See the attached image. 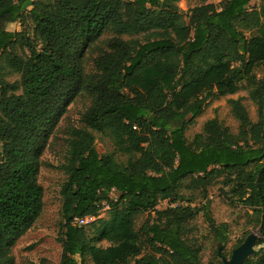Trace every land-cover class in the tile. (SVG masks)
Segmentation results:
<instances>
[{"label":"trees","instance_id":"obj_1","mask_svg":"<svg viewBox=\"0 0 264 264\" xmlns=\"http://www.w3.org/2000/svg\"><path fill=\"white\" fill-rule=\"evenodd\" d=\"M181 1L0 0V264H15L13 247L43 213L41 157L83 93L92 103L61 166L60 264H202L200 214L218 244L229 239L209 200L218 182L264 237V0L205 3L188 15ZM14 23L21 31L8 30ZM243 85L257 121L230 99L239 132L214 118L189 140L210 102ZM94 132L115 151L100 154ZM86 217L95 220L76 223ZM244 264H264V247Z\"/></svg>","mask_w":264,"mask_h":264},{"label":"rangeland","instance_id":"obj_2","mask_svg":"<svg viewBox=\"0 0 264 264\" xmlns=\"http://www.w3.org/2000/svg\"><path fill=\"white\" fill-rule=\"evenodd\" d=\"M223 0H182L179 4L185 15L190 11L205 3L220 5ZM260 0H252L251 8L258 7ZM21 24L14 23L8 26L12 32L21 31ZM106 37H109L107 35ZM133 36H124V39H133ZM100 49H103V43L94 48L89 53L86 60V70L88 73L94 71L93 59L98 56ZM257 76L264 79L262 68L257 70ZM19 77L14 75L9 78L13 82ZM230 99H242L247 108L252 121H257V107L250 99L249 90L243 85L241 90L233 95L226 96L210 102L202 116L197 119V123L187 132V137L192 140L193 137L203 131L207 121L214 118L231 129L235 134L239 132L240 123L235 118ZM92 99L87 94H81L68 108V112L63 116L61 122L51 137L48 146L41 157V169L39 182L44 189V208L43 213L37 223L16 243L12 250V256L15 264H60L62 257V244L59 241L61 227V207L62 186L66 181V175L61 170V166L66 162L68 151V140L73 128H82L83 114L91 106ZM96 136V148L100 154L115 151L109 138L94 132ZM125 160V157H121ZM229 188L224 187L220 182L215 184L209 191V200L211 209L217 224H229V239L226 244H218L210 231L209 224L206 222L203 214H200L193 223V235L203 245L202 261L204 264H218L217 252L219 247L223 246V255L227 259L231 258L233 250L244 241L250 234H257L258 239H264L261 232L259 221L253 216V212L245 208L240 203H231L226 192ZM112 198H118L117 193H113ZM200 203V202H199ZM169 203L162 202L159 209H166ZM107 210V209H106ZM102 217H107L106 211ZM148 214L140 215L137 218L138 227L146 220ZM106 245V244H104ZM264 245H257L254 249L259 251ZM221 260V258H219ZM87 264H92L90 261Z\"/></svg>","mask_w":264,"mask_h":264},{"label":"water","instance_id":"obj_3","mask_svg":"<svg viewBox=\"0 0 264 264\" xmlns=\"http://www.w3.org/2000/svg\"><path fill=\"white\" fill-rule=\"evenodd\" d=\"M257 245V234H250L239 247L233 250L230 259H227V257L222 255V246L219 247L218 253L221 257L223 264H244L249 258L256 254L257 251L254 248Z\"/></svg>","mask_w":264,"mask_h":264},{"label":"built area","instance_id":"obj_4","mask_svg":"<svg viewBox=\"0 0 264 264\" xmlns=\"http://www.w3.org/2000/svg\"><path fill=\"white\" fill-rule=\"evenodd\" d=\"M94 220H95V217H86V218H83V219H77L76 223L79 226H84V225H87V224H89L90 222H92Z\"/></svg>","mask_w":264,"mask_h":264}]
</instances>
